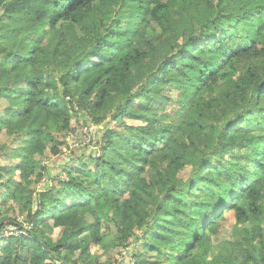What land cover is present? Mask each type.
<instances>
[{
  "label": "trees",
  "instance_id": "trees-1",
  "mask_svg": "<svg viewBox=\"0 0 264 264\" xmlns=\"http://www.w3.org/2000/svg\"><path fill=\"white\" fill-rule=\"evenodd\" d=\"M1 101L0 264H264V0H0Z\"/></svg>",
  "mask_w": 264,
  "mask_h": 264
},
{
  "label": "rangeland",
  "instance_id": "rangeland-1",
  "mask_svg": "<svg viewBox=\"0 0 264 264\" xmlns=\"http://www.w3.org/2000/svg\"><path fill=\"white\" fill-rule=\"evenodd\" d=\"M149 31L152 32V31H154V29L151 28ZM6 106H7V103L5 101H1L0 102V118L3 116V111L5 110ZM133 106L135 108H137V109H140V110L146 108L145 107V103L142 102V101H138V102L134 103ZM170 110H171V108L169 109V111ZM134 124H136V123H134ZM116 126H117V128H121V129L124 130V128L120 127L118 124H113L112 126H110V129L112 130V129L116 128ZM94 128L95 127H92L91 128L90 134H88V133L86 134V136L84 138L85 144H89L90 143V141H91L90 138H91V135H92L91 131H94L93 130ZM121 132L123 133V131H121ZM122 133H117L116 134V137L119 136ZM97 134H96V136H97L96 139L98 138V135ZM60 137H61V139H64L66 137L65 138V141L67 142V144L69 146H74L75 142L78 139V133L77 132L76 133H73L70 138H68L66 136V133L61 134ZM8 140H9L8 139V136L6 135L5 132H3L2 134H0V169L1 168H5V167H15L18 164V161L17 160H9V158H8L10 156L12 150H14L16 148V146H17L18 143L12 144V145H9V147H6L5 145H7ZM57 166H56L57 169L56 168L53 169V174L54 173L56 174V173L59 172L60 168H59V166L58 167ZM77 166H78V164L75 165L74 168H76ZM249 166H251V165H249ZM88 167H89L90 170H94L95 165L92 164V162H90L88 164ZM0 174H1V171H0ZM190 175H191V170H188L187 172H185L182 175V178H184L186 180V179L189 178ZM58 180L64 182V181H67L68 180V177L67 176L59 177ZM4 181H5V178H4V180L0 181V209L2 210V212L4 213V215H6V218L7 219L18 218V216H19L18 215V211L13 210V211H11V212L8 213V211L11 208L10 202H7L6 204H3V200H2V197L1 196L2 195L3 196L6 195V191H7V188H5L3 186V182ZM248 204L249 203L247 201H244L240 205L242 207L243 206L247 207ZM225 215L227 216V221L224 222V223H222L220 229L218 230L217 235L216 236H214V235L212 236V240L214 241V243L216 244V246H221L222 244L227 243L228 241H231L232 240V237H233L232 236V233H231V225H232V221H233V215L230 212H226ZM2 217H3V215H2ZM23 221H24L23 220V217L19 216V222H23ZM27 226H29V225H27ZM8 229L10 231L12 230L13 232L16 231V228L13 227V226H9ZM8 229H7V231H8ZM113 229H114V227H113ZM114 231H115V229H114ZM5 232H6V230L4 231L3 236L5 235ZM58 235H59V231L56 230L55 231V237H57ZM91 235H92V233H90V232L89 233H85L80 238V241L87 239ZM147 242L148 241H145V240L144 241H140L136 245L137 246L136 249H137V252L138 253H144V249H145V246H146ZM79 254H80L79 251L76 254H74L73 257H72L73 260L78 261L79 260ZM127 254H128V251H123L122 253H120V257H118L117 256V250L110 251L107 255L104 254L102 257L99 256V258H98V264H108V263L110 264L111 261H112V259H115V258H118V263L117 264H125L124 259H126ZM156 258H157V256H156V253H154V252L149 253V255L148 254H145L144 255V259L146 261H148L149 264H153L154 262H156ZM130 264H135V261L131 260Z\"/></svg>",
  "mask_w": 264,
  "mask_h": 264
},
{
  "label": "built area",
  "instance_id": "built-area-1",
  "mask_svg": "<svg viewBox=\"0 0 264 264\" xmlns=\"http://www.w3.org/2000/svg\"><path fill=\"white\" fill-rule=\"evenodd\" d=\"M16 232V231H15ZM15 232H13L12 230L10 231L9 229H8V231H6L5 232V235L3 236V237H10V236H13L14 234H15Z\"/></svg>",
  "mask_w": 264,
  "mask_h": 264
}]
</instances>
